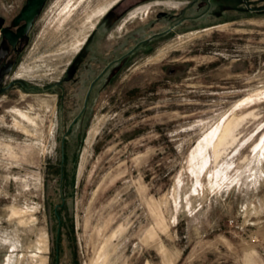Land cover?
Segmentation results:
<instances>
[{"label": "rangeland", "instance_id": "obj_1", "mask_svg": "<svg viewBox=\"0 0 264 264\" xmlns=\"http://www.w3.org/2000/svg\"><path fill=\"white\" fill-rule=\"evenodd\" d=\"M0 264H264V0H45L0 34Z\"/></svg>", "mask_w": 264, "mask_h": 264}, {"label": "water", "instance_id": "obj_2", "mask_svg": "<svg viewBox=\"0 0 264 264\" xmlns=\"http://www.w3.org/2000/svg\"><path fill=\"white\" fill-rule=\"evenodd\" d=\"M44 2L45 0H25L18 14L12 20V24L14 26L20 22L23 24L17 27L14 32L3 28L0 23V34L10 46H14L17 39L27 32L33 19L37 16Z\"/></svg>", "mask_w": 264, "mask_h": 264}, {"label": "crops", "instance_id": "obj_3", "mask_svg": "<svg viewBox=\"0 0 264 264\" xmlns=\"http://www.w3.org/2000/svg\"><path fill=\"white\" fill-rule=\"evenodd\" d=\"M24 1H25V0H24ZM0 22H2V20H1Z\"/></svg>", "mask_w": 264, "mask_h": 264}, {"label": "bare ground", "instance_id": "obj_4", "mask_svg": "<svg viewBox=\"0 0 264 264\" xmlns=\"http://www.w3.org/2000/svg\"><path fill=\"white\" fill-rule=\"evenodd\" d=\"M220 144H221V142H220Z\"/></svg>", "mask_w": 264, "mask_h": 264}]
</instances>
